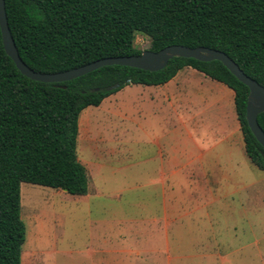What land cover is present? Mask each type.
I'll return each mask as SVG.
<instances>
[{
    "label": "trees",
    "instance_id": "obj_1",
    "mask_svg": "<svg viewBox=\"0 0 264 264\" xmlns=\"http://www.w3.org/2000/svg\"><path fill=\"white\" fill-rule=\"evenodd\" d=\"M4 7L19 56L36 72L140 54L134 40L141 34L151 51L172 44L220 50L264 87V0H4ZM184 67L233 90L245 153L264 172V148L246 120L249 89L220 61L173 57L158 71L109 65L44 83L18 70L0 30V264H21V182L87 193L76 154L81 111L130 84H165ZM257 121L264 131V112Z\"/></svg>",
    "mask_w": 264,
    "mask_h": 264
},
{
    "label": "rangeland",
    "instance_id": "obj_2",
    "mask_svg": "<svg viewBox=\"0 0 264 264\" xmlns=\"http://www.w3.org/2000/svg\"><path fill=\"white\" fill-rule=\"evenodd\" d=\"M134 46L146 50L149 40L136 34ZM135 87L107 100L111 109L102 119L97 106L79 115L76 154L86 169L85 195L20 183L26 228L21 264H103L102 226L114 219L130 231L117 239L132 252L121 254L122 264H264V172L252 166L244 204L237 196L200 204L193 175L179 186L171 178L165 191L150 187L149 179L160 171L158 161L146 164L143 156L131 166L130 151L145 150L148 133L161 125L152 122L148 101L131 103L144 86ZM105 145L107 157L99 165Z\"/></svg>",
    "mask_w": 264,
    "mask_h": 264
},
{
    "label": "crops",
    "instance_id": "obj_3",
    "mask_svg": "<svg viewBox=\"0 0 264 264\" xmlns=\"http://www.w3.org/2000/svg\"><path fill=\"white\" fill-rule=\"evenodd\" d=\"M127 86L107 96L97 106L101 119L111 109V104H106V101L118 96ZM134 86L137 88L139 85ZM141 86H144L142 92L131 96L130 101H148L153 109L151 120L161 127L148 133L145 150L131 149L130 165L138 166L142 163L138 159L143 156L146 164L158 161L160 171L149 179L150 187H161L165 191L171 178L179 186L185 180L190 182L193 175L197 181L194 189L202 200L200 204L217 202L229 196H237L244 204L248 197L246 188L250 185L249 173L254 165L244 150L233 90L191 67L179 70L165 84ZM121 108L120 105L118 109ZM135 113L139 114V111L135 110ZM138 126L140 122L135 120V144L142 141ZM108 150L105 145L99 156V165L106 159ZM85 158L83 156V160ZM206 175L209 176L208 182L204 179ZM116 221L117 224L109 223ZM102 228L105 234V245L100 249L103 264H122L121 254L130 256L132 252L123 248L117 239L130 234V231L123 229L121 221L115 219Z\"/></svg>",
    "mask_w": 264,
    "mask_h": 264
},
{
    "label": "water",
    "instance_id": "obj_4",
    "mask_svg": "<svg viewBox=\"0 0 264 264\" xmlns=\"http://www.w3.org/2000/svg\"><path fill=\"white\" fill-rule=\"evenodd\" d=\"M0 30L5 52L15 63L18 70L26 77L44 83H60L69 81L100 67L109 65H124L148 71H158L163 69L167 65L168 61L173 57L194 58L200 61L218 60L240 82L248 87L249 93L246 102L247 124L256 140L264 148V131L261 129L257 121V116L264 112V87L255 79L246 75L239 68L237 63H235V61L220 50L203 46L187 47L180 44H172L158 51L146 49L137 55L104 57L65 71L41 73L29 68L19 56L7 24L4 0H0Z\"/></svg>",
    "mask_w": 264,
    "mask_h": 264
}]
</instances>
